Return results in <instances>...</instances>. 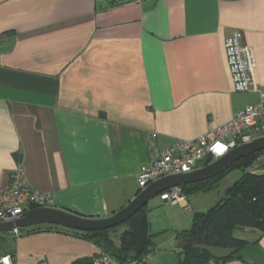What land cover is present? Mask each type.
Wrapping results in <instances>:
<instances>
[{"label": "crops", "instance_id": "crops-1", "mask_svg": "<svg viewBox=\"0 0 264 264\" xmlns=\"http://www.w3.org/2000/svg\"><path fill=\"white\" fill-rule=\"evenodd\" d=\"M235 30L264 86V0H0V187L20 166L46 206L88 218L126 206L154 147L197 138L258 103L257 91L234 89L224 42ZM251 171L264 174V160ZM212 193L186 196L187 208L160 198L148 206L163 218L156 232L171 228L173 250L177 232L223 194ZM235 236L248 240L243 259L223 264H264V234L238 227ZM5 237L13 246L0 257L13 251L14 264L101 251L64 232Z\"/></svg>", "mask_w": 264, "mask_h": 264}, {"label": "built area", "instance_id": "built-area-1", "mask_svg": "<svg viewBox=\"0 0 264 264\" xmlns=\"http://www.w3.org/2000/svg\"><path fill=\"white\" fill-rule=\"evenodd\" d=\"M119 2H139L140 0H116ZM227 64L233 80L234 89L239 92L257 91L259 101L237 110L233 118L220 126L212 128L191 140H176L163 149L155 148V134L151 136L153 155L144 165L138 176L140 190L150 183L167 175L191 172L217 158L224 156L233 148L264 136V86H258L254 79L255 59L251 47L243 42L241 30L233 31L224 42ZM264 159V152L259 161ZM252 170V169H251ZM159 198L168 202H184L182 186H174L160 193ZM49 196L30 187L24 172L19 166L11 172L7 184L0 187V219L9 221L23 212L46 206ZM16 235L19 231L14 232ZM145 258L118 261L110 254L100 251L93 264H147ZM0 264H14L7 254L0 257Z\"/></svg>", "mask_w": 264, "mask_h": 264}, {"label": "trees", "instance_id": "trees-1", "mask_svg": "<svg viewBox=\"0 0 264 264\" xmlns=\"http://www.w3.org/2000/svg\"><path fill=\"white\" fill-rule=\"evenodd\" d=\"M263 152L264 150H261L249 154L209 179L182 186L185 196L210 192L218 189L220 181L232 171L241 172L240 177L224 190L216 204L205 211L195 212L191 227L177 232L178 264H223L231 259H243L240 252L248 240L235 236V230L238 227L251 228L259 230L260 236L264 234V174L251 171L264 160L259 161ZM17 159L21 161L20 156H17ZM148 211L147 204L126 222L128 228L117 236L119 242L114 235L116 227L80 231L54 224L33 225L19 230L18 235L8 233L0 237L12 236L16 239L41 231L64 232L95 244L101 251L107 252L118 261H126L131 259L128 253L136 243L140 217ZM150 243L151 239L148 238L140 258L149 255ZM212 247L228 248L230 251L225 255H216ZM11 253L14 257V252ZM95 256L80 258L71 264H93Z\"/></svg>", "mask_w": 264, "mask_h": 264}, {"label": "water", "instance_id": "water-1", "mask_svg": "<svg viewBox=\"0 0 264 264\" xmlns=\"http://www.w3.org/2000/svg\"><path fill=\"white\" fill-rule=\"evenodd\" d=\"M261 150H264V136L255 138L251 142L241 144L230 150L224 156H221L191 172L177 173L159 178L150 183L144 189L140 190L135 198H133V200H131L126 206L109 216L88 218L65 209L42 206L27 210L9 221L0 219V235L14 233L16 230L19 231L23 228L41 224L60 225L65 228L80 231L110 229L127 222L132 216L146 206L150 199L165 190L174 186H183L209 179L219 174L239 159ZM148 237V215L147 213H143L138 223L136 243L128 253V257H140L145 250Z\"/></svg>", "mask_w": 264, "mask_h": 264}, {"label": "rangeland", "instance_id": "rangeland-1", "mask_svg": "<svg viewBox=\"0 0 264 264\" xmlns=\"http://www.w3.org/2000/svg\"><path fill=\"white\" fill-rule=\"evenodd\" d=\"M241 175V172L239 170H234L231 173H229L223 180L220 181L218 189L214 190V196L220 195L224 192V189L228 186L232 185ZM221 191V192H220ZM159 200V196H155L152 199L149 200L148 206L151 208L153 201ZM160 207V206H159ZM158 207V208H159ZM157 208V209H158ZM156 208L153 207V210L155 211ZM148 215V213H147ZM156 218V222L153 220V218ZM148 222H149V237L151 239V243L148 245V248L150 250L149 255L146 259L147 264H178V250H173V248H176V245H171V228L163 230L162 232H156L155 228L157 227V224H163V218L161 216L156 215H148ZM154 222L156 225L154 226ZM128 228L127 223H122L115 228L114 235L117 237L122 233L124 230ZM12 238L11 236H9ZM2 238H6L5 236L0 237V253L3 252L5 249L12 248L13 244L11 242V239L5 241ZM116 241L119 242V238H116ZM164 242V243H163ZM173 247V248H172ZM212 251L216 255H225L229 252L228 248L223 247H212Z\"/></svg>", "mask_w": 264, "mask_h": 264}]
</instances>
